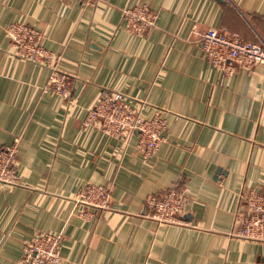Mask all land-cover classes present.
<instances>
[{"label": "crops", "instance_id": "0c3cea01", "mask_svg": "<svg viewBox=\"0 0 264 264\" xmlns=\"http://www.w3.org/2000/svg\"><path fill=\"white\" fill-rule=\"evenodd\" d=\"M142 3L156 18L138 36L121 9ZM11 23L40 30L77 78L71 102L43 92L47 67L10 55ZM210 27L264 44V0H0V147L17 145L19 176L0 188V264H19L36 232L61 234L60 264H264V242L230 235L239 194L264 190V66L222 77L200 48ZM102 90L166 119L152 158L136 135L81 127ZM85 184L112 186L111 209L77 206ZM171 185L189 195L185 225L144 216Z\"/></svg>", "mask_w": 264, "mask_h": 264}, {"label": "built area", "instance_id": "2783aa9c", "mask_svg": "<svg viewBox=\"0 0 264 264\" xmlns=\"http://www.w3.org/2000/svg\"><path fill=\"white\" fill-rule=\"evenodd\" d=\"M85 1L94 4L98 0ZM155 18L156 13L144 3L121 9L124 26L134 35L146 34L154 26ZM5 33L11 56L48 68L43 92L71 102L72 87L77 78L58 67L59 56L45 49L42 32L24 23H11L6 26ZM200 48L205 59L220 71L222 77L233 74L238 68L250 70L256 65L264 66V44L242 41L224 29L207 28L200 38ZM142 106L143 103L134 108L124 94L102 90L98 100L87 109L81 127H94L122 145L136 135V150L143 160H148L164 141L167 123L160 112L145 118L141 114ZM16 165L17 145L0 147V188L19 184ZM111 194L112 186L85 184L75 196V204L97 211L109 210ZM238 198L239 208L231 237L264 242V190L246 189ZM188 202L186 190L171 185L146 198L144 216L158 225H185L180 217ZM61 242V234L34 233L21 241L19 264H60Z\"/></svg>", "mask_w": 264, "mask_h": 264}]
</instances>
